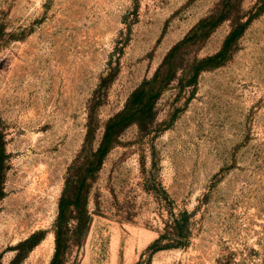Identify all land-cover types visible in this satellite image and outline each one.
Listing matches in <instances>:
<instances>
[{"label":"rangeland","instance_id":"374dc122","mask_svg":"<svg viewBox=\"0 0 264 264\" xmlns=\"http://www.w3.org/2000/svg\"><path fill=\"white\" fill-rule=\"evenodd\" d=\"M85 173L92 219L61 235L66 264H264V0H0V264L40 231L15 264H50ZM183 211L182 244L151 252Z\"/></svg>","mask_w":264,"mask_h":264},{"label":"trees","instance_id":"16d2710c","mask_svg":"<svg viewBox=\"0 0 264 264\" xmlns=\"http://www.w3.org/2000/svg\"><path fill=\"white\" fill-rule=\"evenodd\" d=\"M208 18L203 19L198 26H196L195 30L199 27L203 26V24L207 21ZM244 24H232V29L230 30L228 36L226 37L222 49L212 56H207L205 58H202L197 67V71L195 75L210 66H215L220 64L217 60L225 55L227 53L236 39L239 37L243 30ZM185 40L178 43L172 50L168 53L166 58L164 59V62L157 70L156 74L152 79H150V89L154 90L157 86L158 88H161L162 82L164 80L167 83L172 79L170 77L169 79H164L163 70L165 66L169 63V59L174 55L175 50L180 47ZM171 65V63H170ZM170 69L173 70V67ZM171 70V71H172ZM145 108L147 107H136L134 109V113H142ZM154 107H150V111L154 113ZM123 113V112H122ZM122 113L116 114L114 117H112L105 129V133L103 136L102 141L100 142L99 147L96 149L94 155L97 158L98 162L101 163L103 161V158L108 153V151L112 148V146L115 143V137L118 135V133L122 130V126H124V123H122V119H120V115ZM124 119V118H123ZM130 122V121H128ZM128 122H125L128 123ZM92 134V129L89 130L88 136ZM87 171V170H86ZM90 190V182H87V176L85 174L76 176L75 179L68 178L66 181V192L62 196V199L60 201V216L58 218V226L60 230L56 232V249L54 252V255L50 261V264H66V242H69V239L67 238L65 241H63L62 234L71 232V235L77 236V238L84 235L91 223L92 216L89 213V210L87 208V201H88V195ZM67 191H69V195H67ZM73 222V223H72ZM189 222V213L187 211H183L179 216H177L170 224H167L164 227V230L162 233H160L159 237H157L148 247L151 252L163 249V248H170L174 246H178L179 244H182V238H184V230L188 227ZM65 230V231H64ZM43 238V233L35 232L31 234L28 238L21 241L17 245L18 253L16 254L15 258L9 263V264H15L16 261L21 257L19 249L25 245H27V250H31L34 245H36L41 239Z\"/></svg>","mask_w":264,"mask_h":264}]
</instances>
